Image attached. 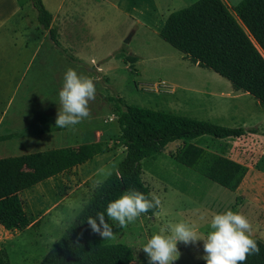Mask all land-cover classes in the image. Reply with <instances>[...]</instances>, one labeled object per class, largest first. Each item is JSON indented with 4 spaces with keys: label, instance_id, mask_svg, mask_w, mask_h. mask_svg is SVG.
Instances as JSON below:
<instances>
[{
    "label": "rangeland",
    "instance_id": "rangeland-1",
    "mask_svg": "<svg viewBox=\"0 0 264 264\" xmlns=\"http://www.w3.org/2000/svg\"><path fill=\"white\" fill-rule=\"evenodd\" d=\"M19 1L22 9L19 17L25 21L2 32L18 38L19 43L13 44L16 49L21 46L26 49L13 69L25 67L22 64L35 47L29 40L23 43L22 36L30 35L45 41V46L53 52L52 61L63 62L64 66L44 74L39 73L37 65L25 74L26 86L17 98L22 93L31 95L28 100L16 99L14 105L19 106L16 111H20V121L32 125L17 130L15 138L0 143V158L89 143L107 142L110 147L85 164L21 193L29 225L9 233L15 238L9 244V264L41 261L95 185L109 176L108 171H115L123 159L125 149L117 145L119 128L114 113L117 98L130 106L170 112L228 128H245L247 134L239 139L202 136L191 143L238 160L251 167L252 172L261 174V178L252 192L246 185L241 193L228 191L177 163L172 156L182 143H169L155 159L141 162V179L151 196L160 200L159 212L153 217L141 214L126 227L110 221L113 236L107 239L109 242L129 246L135 256L133 264H149L142 248L161 226L184 221L195 225L199 235L206 237L211 231L212 215L227 210L247 216L253 226V239L264 242V107L249 95L233 92L225 79L192 64L159 37L171 12L197 0H41L50 13L60 7L59 16L52 17L58 46L38 26L30 0ZM224 1L234 8L241 0ZM66 22L72 28L67 27L65 34ZM128 37L129 42L125 43ZM134 58L136 62H132ZM42 59L44 56L39 55L38 60ZM69 68L95 78L96 96L89 102V117L75 126L60 128L55 125L60 108L58 94ZM21 124L18 129L22 128ZM177 247L180 256L173 264H197L204 260L202 240L188 245L178 242Z\"/></svg>",
    "mask_w": 264,
    "mask_h": 264
},
{
    "label": "trees",
    "instance_id": "trees-1",
    "mask_svg": "<svg viewBox=\"0 0 264 264\" xmlns=\"http://www.w3.org/2000/svg\"><path fill=\"white\" fill-rule=\"evenodd\" d=\"M30 3L38 26L58 46L51 14L41 0ZM159 37L192 64L225 79L233 92L247 94L264 107V0H241L234 8L224 0H197L171 12ZM132 62H136L135 58ZM115 102L118 104L114 110L119 128L117 145L125 149V155L115 171L95 185L75 218L37 264H133L135 256L129 246L103 240L92 233L86 219L97 211H105L110 201L129 190L152 199L141 179V162L155 159L169 143H182L172 156L177 163L228 191H236L247 174L245 165L191 143L202 136L239 139L247 134L245 128H228L170 112L130 106L119 98ZM4 139L0 137V141ZM109 147L107 142L89 143L0 158V226L6 231L26 228L29 218L19 197L22 191L85 164ZM158 212L159 207L144 215L153 217ZM256 242L260 253L249 256L245 264H264V242ZM0 264H9L5 248L0 250Z\"/></svg>",
    "mask_w": 264,
    "mask_h": 264
},
{
    "label": "clouds",
    "instance_id": "clouds-1",
    "mask_svg": "<svg viewBox=\"0 0 264 264\" xmlns=\"http://www.w3.org/2000/svg\"><path fill=\"white\" fill-rule=\"evenodd\" d=\"M58 95L60 108L56 127L75 126L90 115L89 102L96 96L95 78L78 74L75 69L69 68L64 74L63 86ZM111 174L108 171L107 175ZM159 206L157 197L148 199L139 191L129 190L110 201L105 211H97L95 216L87 217L86 222L92 233L106 240L113 236V225L109 221L116 222L119 227H126L141 214ZM209 226L211 231L206 237L199 235L195 225L184 221L161 226L142 250L149 264H173L180 256L178 242L188 245L201 240L206 264H245L249 256L259 255V245L252 237L253 226L244 214L232 210L213 214Z\"/></svg>",
    "mask_w": 264,
    "mask_h": 264
},
{
    "label": "crops",
    "instance_id": "crops-1",
    "mask_svg": "<svg viewBox=\"0 0 264 264\" xmlns=\"http://www.w3.org/2000/svg\"><path fill=\"white\" fill-rule=\"evenodd\" d=\"M21 10H22L21 4L19 0H0V131H1L0 137H5L4 140L0 141V143L2 144L6 143L7 140L15 138L16 135L15 133L19 132L17 130H23L24 129L23 127H26L30 124L32 125L31 122L28 123L29 121L25 123H22L20 121L19 119L20 111L19 110L16 111V108L19 106L14 105L16 99L21 98L22 100H28L29 96L31 95L27 93L24 94L22 93L17 98L18 92L23 87L26 86L25 74H27V72L33 66L35 67L37 65L40 67L39 73H44V74L49 72L50 70L52 71V68L54 69V67L58 68V66H64L63 62L52 61L54 60V57H52L53 52H51V50H49V48L45 46L46 44L45 41L38 39L34 35H30V36H22L24 39L23 43L29 40L31 43H33V45L35 44V47L31 52V54L26 58V61L22 64L25 65V67L19 66L20 68H18L16 71L13 69V67L16 65V60L22 55L23 53L22 51L26 49H22V46L16 49L15 45L13 44L19 43L18 38L12 34L2 35V32L5 31L9 26L15 28L16 26L18 27L19 22L25 21L23 17H19ZM59 10L60 7H58L55 11H53V13L49 12L53 17V19L59 16L60 14L59 12L61 11ZM67 27H70V29L72 28L68 24V22H66L63 27V30H65V34L67 33L66 30ZM59 33L61 34L60 30ZM46 37L49 38L48 32ZM9 47H14L13 51H8L7 48ZM39 55L44 56V59H42V61L38 60ZM65 65L68 66L69 65L68 62L67 63L65 62ZM102 68L105 69L104 67ZM26 90L28 91V89ZM18 124H21L22 126L21 129H18L19 127ZM234 161L245 165L248 169L245 178L243 179L241 185L236 191L241 193L240 191L245 185L247 186L249 192L256 190L259 183L258 179L261 178V174H259L258 172H252L251 167L238 160H234ZM51 178L52 177L44 181L46 182ZM44 181L34 185L33 187L34 188L38 187L39 185L44 183ZM24 191H22L21 193H23ZM21 193L19 194V197ZM16 231L17 230L6 231L0 226V250L5 248L8 252V258L10 259H11V252H10L9 244L11 243L10 241L15 240V238L13 235L9 233ZM13 249H15V247L12 248V250Z\"/></svg>",
    "mask_w": 264,
    "mask_h": 264
},
{
    "label": "water",
    "instance_id": "water-1",
    "mask_svg": "<svg viewBox=\"0 0 264 264\" xmlns=\"http://www.w3.org/2000/svg\"><path fill=\"white\" fill-rule=\"evenodd\" d=\"M129 39H130V37L127 38V40L125 41V43H128L129 42Z\"/></svg>",
    "mask_w": 264,
    "mask_h": 264
}]
</instances>
